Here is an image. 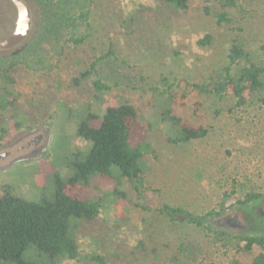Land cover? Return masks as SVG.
Here are the masks:
<instances>
[{"label":"rangeland","instance_id":"obj_1","mask_svg":"<svg viewBox=\"0 0 264 264\" xmlns=\"http://www.w3.org/2000/svg\"><path fill=\"white\" fill-rule=\"evenodd\" d=\"M25 1L32 12L28 37L0 48V194L11 186L39 200L56 170L66 174L57 155L85 142L75 135V118H62L63 105L98 110L127 101L147 128L146 172L123 180L124 196L112 192L114 182L93 180L85 194L102 197L103 208L77 229L79 259L59 264H99L86 257L94 252L105 264L248 263L258 246H227L214 232L264 234V88L238 106L231 95L196 85L219 77L234 37L264 65V0L226 9L219 1L190 0L184 10L161 0H76L78 13H88L77 20L78 43L65 29L48 31L38 0ZM223 10L230 22L218 21ZM20 21L16 2L0 0V38ZM169 96L175 115L208 129L204 138L169 139L160 106ZM249 195L259 197L245 201ZM165 205L188 213L169 216Z\"/></svg>","mask_w":264,"mask_h":264},{"label":"trees","instance_id":"obj_2","mask_svg":"<svg viewBox=\"0 0 264 264\" xmlns=\"http://www.w3.org/2000/svg\"><path fill=\"white\" fill-rule=\"evenodd\" d=\"M173 10H184L190 0H161ZM230 8L238 0H215ZM43 11L45 28L59 34L67 30L71 40L76 38L77 20L88 13H78L76 0H38ZM227 10L217 13L219 22H230ZM210 40L207 34L200 39L204 44ZM229 63L224 66L217 79L197 84L203 91L219 96L231 95L238 106H243L258 90L264 88V65L257 61L252 52L238 37L232 39L228 51ZM92 74L87 71L82 77ZM79 78L72 83L77 84ZM96 91H103L100 80L93 82ZM161 117L168 124L169 139L175 144L187 143L204 138L208 129L195 126L173 113L171 96L162 97ZM62 118H75V135L85 142L84 146L67 147L57 155V162L66 169V174L56 170L48 178L44 194L39 200H27L14 193L11 186H5L0 194V264H59L62 260L79 259L81 251L76 232L84 220L96 218L103 208V198L86 196L85 192L99 177L115 183L112 192L125 195L118 188L123 180L141 177L147 169L145 154L149 150L146 140L147 128L139 120L136 108L127 101L109 104L92 110L88 105L76 108L61 106ZM258 195H249L245 201ZM162 212L169 216L188 213L183 208L165 205ZM191 223L212 231L208 224L196 218ZM214 239L224 245L246 250L254 246L259 251L246 264H264V234H233L224 229L215 230ZM86 257L99 264H105L102 254L94 252ZM235 264H245L236 260Z\"/></svg>","mask_w":264,"mask_h":264},{"label":"water","instance_id":"obj_3","mask_svg":"<svg viewBox=\"0 0 264 264\" xmlns=\"http://www.w3.org/2000/svg\"><path fill=\"white\" fill-rule=\"evenodd\" d=\"M19 7L21 21L10 36L0 38V48H10L21 44L28 37L32 27V12L25 0H14Z\"/></svg>","mask_w":264,"mask_h":264}]
</instances>
